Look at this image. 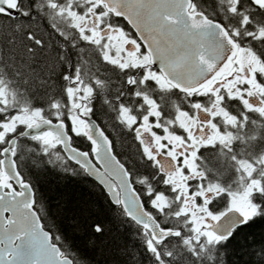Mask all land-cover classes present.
<instances>
[{
	"label": "snow or ice",
	"instance_id": "obj_1",
	"mask_svg": "<svg viewBox=\"0 0 264 264\" xmlns=\"http://www.w3.org/2000/svg\"><path fill=\"white\" fill-rule=\"evenodd\" d=\"M47 166L105 194L131 264H264V0H0V264H79Z\"/></svg>",
	"mask_w": 264,
	"mask_h": 264
},
{
	"label": "trees",
	"instance_id": "obj_2",
	"mask_svg": "<svg viewBox=\"0 0 264 264\" xmlns=\"http://www.w3.org/2000/svg\"><path fill=\"white\" fill-rule=\"evenodd\" d=\"M39 180L48 216L55 221L79 264H115V261L131 264L139 252L134 230L121 221L91 178L68 175L47 166L40 172ZM90 219L105 222L107 231L103 237L94 238L87 232L85 224ZM261 232H264V225H257L252 236L258 240ZM250 243L247 238L242 239L237 255L242 256L240 250ZM235 259L236 256L230 254L229 260Z\"/></svg>",
	"mask_w": 264,
	"mask_h": 264
}]
</instances>
